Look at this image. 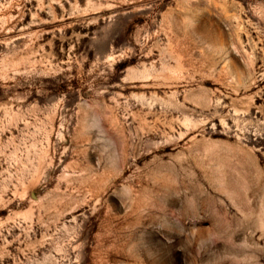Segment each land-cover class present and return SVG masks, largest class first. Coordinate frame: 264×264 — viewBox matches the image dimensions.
<instances>
[{
    "label": "rangeland",
    "instance_id": "1",
    "mask_svg": "<svg viewBox=\"0 0 264 264\" xmlns=\"http://www.w3.org/2000/svg\"><path fill=\"white\" fill-rule=\"evenodd\" d=\"M0 264H264V0H0Z\"/></svg>",
    "mask_w": 264,
    "mask_h": 264
}]
</instances>
